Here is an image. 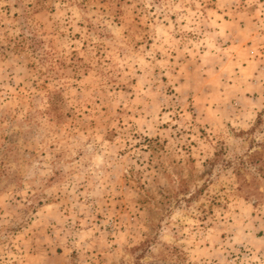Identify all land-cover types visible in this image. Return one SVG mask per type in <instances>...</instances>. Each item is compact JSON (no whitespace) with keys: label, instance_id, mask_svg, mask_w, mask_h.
I'll return each instance as SVG.
<instances>
[{"label":"rangeland","instance_id":"obj_1","mask_svg":"<svg viewBox=\"0 0 264 264\" xmlns=\"http://www.w3.org/2000/svg\"><path fill=\"white\" fill-rule=\"evenodd\" d=\"M0 264H264V0H0Z\"/></svg>","mask_w":264,"mask_h":264}]
</instances>
